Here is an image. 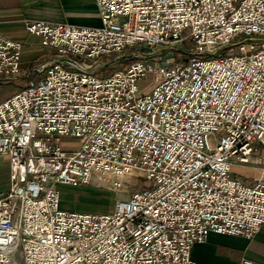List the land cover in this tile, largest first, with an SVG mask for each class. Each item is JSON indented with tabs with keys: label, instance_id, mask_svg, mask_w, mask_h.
<instances>
[{
	"label": "built area",
	"instance_id": "built-area-1",
	"mask_svg": "<svg viewBox=\"0 0 264 264\" xmlns=\"http://www.w3.org/2000/svg\"><path fill=\"white\" fill-rule=\"evenodd\" d=\"M96 4L99 28L25 25L55 54L0 103L11 169L0 264H197L192 248L212 232L253 239L264 226V0ZM23 49L0 34V83L20 78ZM56 184L120 198L106 214L66 212Z\"/></svg>",
	"mask_w": 264,
	"mask_h": 264
},
{
	"label": "crops",
	"instance_id": "crops-1",
	"mask_svg": "<svg viewBox=\"0 0 264 264\" xmlns=\"http://www.w3.org/2000/svg\"><path fill=\"white\" fill-rule=\"evenodd\" d=\"M38 21L90 29L102 24L96 0H0V34L24 44L22 58L24 51H29L33 58L43 55L41 39L29 34L25 27L28 22ZM53 56L40 58L34 69ZM23 72H28L26 67H22ZM16 92L3 93L0 103ZM10 178L9 160L0 155V193L9 191ZM80 187L91 188H76ZM191 255L197 264H245L246 261L264 264V226L251 240L212 232L205 241L193 246Z\"/></svg>",
	"mask_w": 264,
	"mask_h": 264
},
{
	"label": "rangeland",
	"instance_id": "rangeland-1",
	"mask_svg": "<svg viewBox=\"0 0 264 264\" xmlns=\"http://www.w3.org/2000/svg\"><path fill=\"white\" fill-rule=\"evenodd\" d=\"M191 46V41H186L183 48ZM134 49H129L128 52L133 51ZM42 54L38 57H31L29 51H24L23 58L21 61V68L26 67L28 72H23L20 78L14 82H3L2 87L0 88V96L5 92H16L20 89L31 85L32 82H37L39 79V74L34 69L37 61L40 58L51 57L55 53L50 48H42ZM141 48V52H144ZM116 59V56L105 57L103 60L111 61ZM91 64L93 62H90ZM116 67L115 69L119 68ZM115 69H106L105 76H108L114 72ZM30 75V76H29ZM152 83V76H147L145 80L139 82V88L141 90L145 89L148 85ZM211 144L213 141L211 139ZM62 145L67 149H77L79 147V140L75 138H62ZM244 175L253 177L258 175V173L243 171ZM137 185H149L147 181L135 179L133 181ZM58 187V188H57ZM57 190L60 192L61 196V209L66 212H76V213H88V214H106L111 212L114 209L115 203L120 198V193L100 188L97 186H91L90 189L85 188H76L71 186L60 185L57 186ZM124 197V196H123Z\"/></svg>",
	"mask_w": 264,
	"mask_h": 264
},
{
	"label": "water",
	"instance_id": "water-1",
	"mask_svg": "<svg viewBox=\"0 0 264 264\" xmlns=\"http://www.w3.org/2000/svg\"><path fill=\"white\" fill-rule=\"evenodd\" d=\"M146 49H148V48H146ZM172 57V55H168V57L167 58H171ZM187 60L185 59L184 60V62H186Z\"/></svg>",
	"mask_w": 264,
	"mask_h": 264
}]
</instances>
